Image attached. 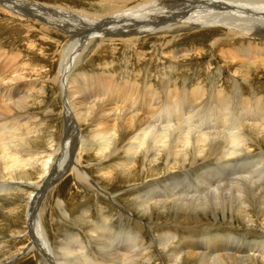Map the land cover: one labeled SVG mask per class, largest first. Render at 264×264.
<instances>
[{
  "label": "bare ground",
  "instance_id": "6f19581e",
  "mask_svg": "<svg viewBox=\"0 0 264 264\" xmlns=\"http://www.w3.org/2000/svg\"><path fill=\"white\" fill-rule=\"evenodd\" d=\"M116 1L110 4L107 3L106 5L102 1V4L98 3L94 7L92 6L94 9L91 7L88 9L79 7L77 3L74 5L65 3V0H57L53 3L42 0H0V11L5 16L13 14L14 17H18L17 20L19 21L15 20L16 22H21L20 19H22L24 22L29 23L30 17L42 20L58 29L54 31L55 33L66 37V41L59 52L60 63L56 76L57 87L59 85L60 91L64 96L63 115L66 127V130L63 131L65 132V136L60 145L62 146V150H64L61 161H64L67 155L68 159L73 157L76 161V163L72 161V165L67 163L66 167L71 166L73 170L77 169L79 171L78 174L81 176L83 173L84 179L90 180L91 187L97 193L96 190H99V184L91 181L90 175L85 174L86 172L81 173L83 170L80 171L79 169L78 160L82 152L87 153L91 149H95L94 151L99 157L111 158L115 162V168L119 166L128 168L133 163V160L136 159L137 153L147 160L151 158L150 156L153 153L154 156L147 164H142L140 168H142V173L147 175V179L153 177L152 181L149 180V182L154 183L156 189L159 183H162V176H164V179L171 181L170 177L175 176L174 174L177 169L179 172L181 168H184L185 172L186 170L190 171V168L194 167L196 169L198 165L196 167L193 166L196 164L200 166L205 165L204 167L208 168L211 166L213 160L216 163L220 162L224 165L229 162V156L232 154H241L242 150H245L244 152L252 151L254 146L258 148L264 146V97L243 98L240 89L233 82V80L237 81V77H235L237 75L245 76L246 80L254 72H261L264 75V0ZM95 8L99 10H95ZM33 23L37 22L33 21ZM47 24L45 25L47 26ZM54 28L48 26L47 28L41 27L47 33H52L51 29L53 30ZM189 29L196 30L197 34L205 33L207 37H212L209 44L212 47L216 43L223 42L217 50V55L223 61V64L234 67L231 73L228 71L232 82V89L228 96L224 92L222 93V91H216V86L209 87L203 85L202 81L194 82L196 83L194 84L195 86L188 89L183 84L181 88L174 87L170 89L168 88V84L165 83L166 81L164 82L159 77L165 85L158 91L155 87L140 84L137 80L134 81L135 79L130 81L129 78L123 75L115 77H112V75L89 77L76 73L73 77L68 78L67 72L73 63V59L80 55L87 41L100 39V37L104 36L110 38L109 41L111 42H120L124 46L128 45L126 53H129L130 47L137 49V42L147 39V36L155 37V40L159 41V43L161 40L162 42L165 40V44H167L173 35ZM220 31H224L225 33L219 34ZM196 32L187 33V35L190 38L195 36ZM229 37L237 38V42L234 40V42L229 44ZM29 46L31 47V44ZM190 52L194 55L193 59L199 58L204 54L201 47H196L194 50L193 47L192 49L184 48L174 51L173 60L177 61L178 58L191 59ZM3 55L0 53V58H4L0 61V192L10 191L11 189L8 185L11 183L23 184V180L26 179L23 168L26 166L34 167L36 161L40 162V168H43L36 169L35 167V169L41 173L40 179L42 181L41 184H36L35 188L37 191L35 190L36 193L32 195L30 200L32 204L26 215V220L30 236L32 234V237L38 240L45 251V248L49 249V246L46 238H44L40 221L37 216H34L35 202L33 201L38 200V196L43 192V188L53 183L55 176L61 173L60 170L58 172L60 166L58 164V168H56L57 173L54 174L55 176L53 175L58 146L54 144L52 138L49 140L48 148L43 149L38 147L39 145L36 146L34 144V140L31 138L33 136H30V133L36 129L31 124L33 118L35 119L36 117L32 116V113L29 111L32 107L30 106L31 100H29L31 97L27 93L28 89H23L19 85L14 86L12 84L9 86L7 84L15 79L12 78V73L16 70L15 67L17 68V64L14 61L17 59L15 58L17 56L12 55L13 57H10L11 54H8L9 57L6 58L5 53ZM226 65L224 67L222 65L220 70L226 69ZM125 69L121 74L126 75L128 71L130 72L128 70L125 73ZM163 76L164 78L166 77L165 75ZM56 77L54 76V78ZM154 79L156 80L155 77ZM3 81H7V85ZM31 89H33V86ZM33 103L35 104L36 102L34 101ZM80 124H85L86 128L90 127V133L87 135L78 134L77 130H79ZM75 143L78 145L76 148L77 152H74ZM121 152H123L122 156H120ZM75 153L76 155L74 156ZM260 156L264 160V156ZM234 157L236 156L233 155V159ZM156 159H158V162L154 164L153 162ZM71 160L73 159L71 158ZM241 161L243 163L244 160L241 159ZM216 165L215 167L217 168L222 166L219 163ZM51 166L52 168H50ZM157 167L160 168L157 169ZM250 167H252V164H248L244 171L233 172L232 170V173L226 174L225 177L219 176L216 170H209L210 168L206 169L209 171L205 170L203 173L196 169L198 173L201 172L204 176L201 177L202 175H199L201 179L197 178V182L201 181V183L199 182L201 185L195 183L196 187H193L195 190L191 188L193 185L189 186V183L184 185V187L188 186L186 189L183 187L181 190H176V186L174 187V183L171 181L168 185L167 183L165 186L162 185L163 188H161L158 195H154L153 189L150 192H145L146 194L140 197L136 201V204L140 206L141 214L151 212L154 209L153 207H158L159 210H168V215L171 218L178 217L181 214L186 218L193 217L198 212L205 214L209 212L213 216H217L219 213H223L224 215L229 213L231 219L237 218L242 223L247 224L244 230L254 227L259 228L262 230V236H264V189L260 182L264 166H260V168L255 170H248ZM28 169L30 170V168ZM192 174L194 173L192 172ZM114 175L112 173V176ZM128 176L130 177L131 175ZM187 177L190 178V176ZM17 180L19 181L14 183ZM176 180L175 178L174 181L176 182ZM255 181L258 185H256ZM90 182L88 181L89 184ZM102 192L104 193L105 191ZM0 196L2 195L0 194ZM106 196L117 208V216L127 218L128 220L126 221L132 218L131 211L120 206L113 195L106 193ZM92 228L95 233L91 236L90 240L94 241L97 239L95 243L96 246L98 242L101 245L97 246L101 253L96 252L92 254L90 252L88 257L82 256L78 264H128V262H120L119 260L121 257L128 259L129 256H134L131 258V264L149 263L147 259L144 263H136L140 257L146 256V252L138 251L139 253L137 254H131V246L133 249L136 248V246L132 245V242L141 246V242L137 241V238L133 234H131L133 236H130L134 238H130L132 242L131 245H127L128 249L123 248L122 251H117L116 246H113V253H108L106 252L107 250L105 251L104 244L102 243L104 241H102L100 232L111 229V222L104 218H98ZM200 231L202 230L200 229ZM202 234L204 235V233ZM177 237L178 232L171 228L165 235H162V243L160 244L162 245L161 248H164L163 253L167 255L168 264H264V238L259 239L260 242H245V244L230 248V244L227 245L229 243L228 237L219 235L212 237L204 236V240L201 242L196 241L197 243L190 241L189 238H184L183 242H177ZM174 239L175 241H172ZM221 239H224V241ZM71 242L73 243L70 246L64 248L67 249V252L75 250L76 246L80 249L85 247L81 242H76L75 239ZM127 242L129 243V241ZM89 243L92 247L95 245L92 242ZM114 243L116 242L114 241ZM85 249L87 248L85 247ZM120 251L123 253H119ZM110 254L116 261L112 259L113 257ZM44 255L46 254L44 253ZM46 256L51 264H58V259L52 254L48 253ZM68 257L72 256L69 254ZM8 260L6 259V261ZM64 260L66 261V259ZM37 261L38 263L40 262L38 257ZM68 261L69 259L66 262ZM0 264H5V262ZM159 264H165V262L163 261Z\"/></svg>",
  "mask_w": 264,
  "mask_h": 264
},
{
  "label": "rangeland",
  "instance_id": "374dc122",
  "mask_svg": "<svg viewBox=\"0 0 264 264\" xmlns=\"http://www.w3.org/2000/svg\"><path fill=\"white\" fill-rule=\"evenodd\" d=\"M42 1L53 3V2H56L57 0L55 1L54 0H42ZM102 1H103V4L106 5L107 3L110 4L116 0H113V1L112 0H65V3H70L73 5L77 3L79 7H84V8L89 9V7L92 8V6L94 7V5H97L98 3L102 4ZM96 9L99 10L98 8H95V10ZM17 19L18 17H14L13 14L12 15L9 14L5 16L3 12L0 11V51H1L0 53L2 55L5 53L6 58H8L10 54H11L10 57L17 56L15 57L17 59L14 60L15 63L17 64L16 65L17 68L15 67L16 70L14 71V73H12V78H15V79L11 80V82H8V83L7 81H3V82H5V84L7 83L9 86L13 84L14 86L19 85L23 89H26V88L28 89L27 91L28 95H30L31 98L33 97V99L31 98L29 99L31 100L30 106L32 107L29 109V111L32 113L31 114L32 116L36 117L35 119L33 118V120L31 119L32 120L31 124L32 126H34V129L35 127L36 129L34 131H31L30 136H33L31 138L34 140V144L36 146L39 145L38 147L43 148V149L48 148L50 138L53 139L54 144L58 146L56 161L54 164L55 169L53 168L55 171H53L54 172L53 175L57 173L56 168H58L57 167L58 164H60L58 168V172L61 171V173L57 176L54 175L55 176L54 182L51 183L50 185H47L45 188H43V192L38 196V200L36 199V201H33L35 202L34 204L35 210L33 211L34 216H37L40 221V226L42 228L44 238H46V241L48 243V246L51 252L47 248H45V251H44V247L38 242L37 239L32 237V234L30 236V233L28 232V229H27V220H26L27 216L26 215L28 214V211L30 210V205L32 204L30 200L32 198V195L36 193L37 191V189L35 188L37 186L36 184L37 183L41 184V181H42L40 179L41 173L36 170V169L43 168V167L40 168V165H39L40 162L39 161L35 162V160H33L36 163L34 164V167L26 166L23 168V173L26 178L23 180L24 182L23 184L11 183L9 184L10 186L8 185V187L11 189L10 191L8 192L3 191L4 193L0 192V194L2 195L0 196V263L5 262V264H51L49 259L46 256L49 253V254H52L56 259H58L57 260L58 264H69V263L75 264L76 260H77L76 264H78L80 259H82V256L88 257L90 255V252L92 254H95L96 252L101 253L97 248V246H101V245L98 244L99 243L98 242L96 246V243H95V241L97 242V239H95L94 241L90 240L91 236H93L95 233L93 228L91 229V227H93L96 219L98 218H104L105 220L111 222V225H112L111 229H107L105 231L102 230L100 232L102 241H104L102 243L104 244L105 251L107 250L106 252L113 253L114 251L113 246L114 247L116 246L117 251L119 250L122 251L123 248L128 249V246L131 245V242H132L130 238H134L130 236H133V235L137 238V241L139 240L141 242V246L140 244L136 245L132 242V245L136 246L137 250L136 248L133 249L131 246L130 248L131 254H137L139 253L138 251L140 252L144 251V253L146 252L145 255L148 257L146 256L140 257L136 261V263H144L146 262V259H147L149 263H146V264H159V263H162L163 261L165 262V264H168L167 255L163 253L164 248H161L162 245L160 243H162V235H165L166 232H168L170 228L175 229L176 232H178V237L176 238L177 242H181L182 240L184 241L186 238L187 239L189 238V240L193 242H196V241L201 242L204 240L203 238L205 237H212L214 235H219L223 237H228L229 243H227V245L230 244L229 246L230 248H235L236 246L240 244H245V242H248V243L260 242L259 239L264 238V236H262L263 234H262L261 229L254 227V228H248L244 230L245 225L247 224L242 223V221L238 220L237 218L231 219L229 216V213L227 215H224L223 213H219V215L213 216L209 212H207L206 214L202 212L201 213L198 212V214H196L195 216L187 217V218L183 216V214L180 213L182 216L179 215L178 217L171 218L168 215V210L166 209L159 210L158 207L156 208L153 207L154 209L152 208L153 210L151 212L141 214L140 209H139L140 206L136 204V201L139 200L140 197L144 196V194H146L147 192H150V190L152 189L154 190L152 191L154 195H158L159 192L161 191V188H163L162 185L165 186L166 183L168 185L171 183V181L172 183H174V187L176 186L175 187L176 190H181L184 187V185L188 183H189V186L193 185L191 188L195 190L193 187H196L197 183L198 184L201 183V181H199L200 183L197 182V178H200L202 173L205 172V170L209 168H210L209 170H213V171L216 170L218 172V175L222 177H225L226 174L227 175L231 174L232 170L233 172L234 171H244L245 167L248 164H252V167L248 168V170L258 169L260 168V166H264V160L260 156V155L264 156V146L261 148L254 146L252 151L244 152L245 150H242L240 152L241 154L237 153L241 157L237 154H232L231 156H229L228 163L223 165L222 163L218 162L219 165H222L221 167L218 166L219 168L215 167L217 166L216 164L218 163H216L214 160L212 161L211 166H209L208 168L204 167L205 165L203 166H200L199 164L193 165L195 167L198 165L197 167L200 170L197 167L196 169L198 171H201L202 173L201 172L198 173L197 170L192 165L191 166L193 168H190V171L186 170L185 172L184 168H181L179 172V170L177 169L174 174L175 176L170 177L171 181L167 179L169 183L166 179L163 178L164 176L161 177L163 181L161 180L162 183H159V185L157 186L158 189L157 188L155 189L154 183L149 182V180L153 179V177H149V179H147L148 178L147 175L142 173L143 172L141 170L142 168H140L142 164H145V163L147 164V162L154 156L153 153L150 156L151 158L148 160L143 159L141 154L137 153V156L135 159L136 161L133 160V163L129 165L130 167L128 166L127 168V167L119 166L120 168L119 167L115 168V162L111 158H108V157L102 158L101 156L99 157L94 151L95 149H91L87 153L82 152L81 156L79 157L80 159L78 160L79 161L78 165H79L80 171L83 170L81 171V173L86 172L85 174L90 175V178L92 179L91 181H94L97 184H99V190H96L97 193H95L93 188L91 187L92 184L90 180H88L90 182L89 184L87 179H84L83 173L81 176L78 174L79 171H77V169L73 170L71 166L66 167L67 163L71 165H72L71 163L72 161L76 163L73 157H71L73 159L71 160V158L68 159L69 157L67 155L65 157V160L61 161L64 150H62V146L60 145L62 144V141L64 139L65 132L63 131L66 130V127H65V119L63 115L64 96L60 91L59 85L57 87V81H56L57 77L56 76H57L58 66L60 63L59 52H60V49L63 43L66 41V37H64L63 35H58V33H55L54 31L58 29H55L50 24H47L46 22L42 20H36L35 18L30 17L29 23L24 22L22 19H20V21L22 22L21 23V22H16V21H19ZM33 21L37 23H33ZM45 24H47L48 27L54 28L53 30L51 29L52 33L50 32L47 33L45 30L41 29V27L43 26L44 28H47ZM183 32L184 31H181L175 34L176 36L173 35L172 39L170 38L171 40L167 44H165V40L163 42L161 40L159 43V41L155 40V37L153 38V37L147 36V39L140 40L141 44L140 42H137V46H138L137 49L134 47H130L129 53H126V49L128 48L127 47L128 45L124 46L120 42H111L109 41L110 38L103 36V37H100V39H92L93 41L90 40L85 43L83 47V51H81L79 56L73 59V63L67 72L68 78L73 77L74 75H76V73H79V75L84 74L89 77L111 76V75L112 77H115L118 75H123V76H126V78H129L130 81H133L135 79L134 81L137 80L138 82H140V84L155 87L158 91L161 90L160 88H162L165 85V83L168 84V88L170 89L174 87L181 88L183 85H185V87L188 89V88H191L192 86L194 87L195 86L194 84H196L197 82L202 81L203 85L209 86V87L216 86L215 87L216 91L218 92L222 91V93L224 92V94L228 96L229 92H231V89H232L231 87L232 82L230 80L231 77H229V73L233 71L234 67L223 64V61L217 55V50L219 49L221 44H223V42L216 43V45L212 47L209 45L210 39L212 37H207L205 33L197 34L196 30L194 29L192 30L189 29L185 31L184 33ZM191 32H196V33L194 34L195 36L189 38L187 33H191ZM222 32L224 31H220L219 34H223ZM234 40L236 41L237 38L229 37V44L234 42ZM30 44H31V47L29 46ZM192 47H193V50L196 47H201L202 52L204 54H202L199 58L193 59L194 55H192V53L190 52L191 54L190 57H192L191 59L178 58L177 61L173 60L174 51H178L184 48L192 49ZM11 50L14 53H12ZM161 56L162 58H160ZM3 59L0 58V61H2ZM209 62H211V64H209ZM160 63L162 64L160 65ZM222 65L223 67L224 65H226L227 67L226 69H223V71L220 70L221 69L220 67ZM124 69H125V73L128 70H130V72L128 71L126 75L121 74V72ZM127 74L128 75L130 74V75L128 76ZM136 75L137 77L138 76L139 77L138 78L135 77ZM163 75H165L166 77L164 78ZM54 76L56 78H54ZM154 77L156 78V80L154 79ZM159 77L162 78L164 82L165 81L166 82L164 83L163 80L159 79ZM167 77H169V79H167ZM235 77H237L236 78L237 81L233 80L234 85H236V87L240 89L243 95L242 96L243 98L264 97V75H262L261 72L252 73L251 76H249L248 80L244 78L245 76H241V75H237ZM32 86H33V89H31ZM34 91L36 94L34 93ZM34 101L36 102L35 104L33 103ZM86 127L87 126H85V124H82V125L80 124L79 130H77V133L87 135L88 133H90L91 128L90 127L86 128ZM32 132H34L35 134ZM74 146H76L74 147L75 149L74 152H77L76 148L78 147V145L75 143ZM75 155L76 153L74 154V156ZM122 155H123V152H121L120 156ZM233 155L236 156L234 157V159H233ZM241 159L244 160L243 163ZM157 162H158V159H156V161H154L153 163L155 164ZM28 168H30V170ZM50 168H52V166ZM159 168L160 167H157V169ZM201 168H204V169H201ZM191 169H193V171H191ZM209 170H206V171H209ZM192 172L194 174H192ZM112 173L113 175L114 174L115 175L112 176ZM107 174L110 176H108ZM122 174L125 176H123ZM251 174H254V173H251ZM128 175H131V176L129 177ZM177 175L179 176V178H177L178 177ZM186 175L190 176L192 182L190 181V178L187 177ZM203 176L204 175H202L201 177ZM104 177H106L107 179ZM115 177L117 178V180ZM125 177L127 180L125 179ZM173 177L177 179L176 182L174 181L175 178ZM187 178H188V182H187ZM31 180L32 181L34 180V181L32 182ZM105 180H107L108 182L106 181L107 182L106 183ZM18 181L19 180L14 181V183ZM260 182L262 183L261 186L264 189V172L262 173L260 177ZM255 183L256 185H258L256 181ZM255 183H253V185H255ZM187 187L188 186H185L184 188L186 189ZM17 189L20 191H18ZM102 191H105V192L103 193ZM106 193L113 195L116 202L120 206L131 211L132 218L129 221H126L128 220L127 218H122V216H117L118 215L117 208L110 202V200L106 196ZM230 225L231 226L234 225V226L231 227ZM254 225H257V224H254ZM114 227L117 229H115ZM200 229L203 232L200 231ZM242 230L245 232V235ZM106 232L108 233L106 234ZM117 232L118 234H116ZM202 233H204V235ZM123 236L125 237L123 238ZM116 237H117V240H116ZM74 239L76 242L78 241L81 242L82 245L85 246L87 249H85V247L84 248L82 247L83 248L82 250V248L80 249L76 246L75 250L67 252V249H64V248L70 246V244L73 243L71 241ZM221 240L224 241V239H221ZM114 241L116 243H114ZM127 241H129V243ZM172 241H175V239ZM89 242H92L95 245H93L92 247L90 246L91 244ZM109 246L110 247L112 246V247L110 248ZM121 251L119 253H123ZM38 252H39V255H38ZM44 253L46 255H44ZM69 254L72 257H68ZM111 254L110 256L113 257ZM58 255H60L61 257ZM37 257L38 259H40L39 263L37 261ZM132 257L129 256L130 259L121 257L119 261L128 262V264H131ZM6 259L7 260L9 259V260L6 261ZM64 259H66V261L69 259V261L66 262ZM112 259H114V257ZM122 259L127 260V261H124ZM114 261L116 260L114 259Z\"/></svg>",
  "mask_w": 264,
  "mask_h": 264
}]
</instances>
